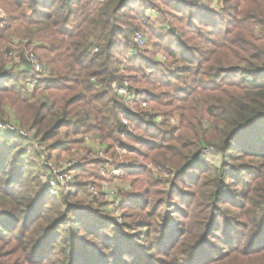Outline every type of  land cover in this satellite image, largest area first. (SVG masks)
I'll list each match as a JSON object with an SVG mask.
<instances>
[{
    "label": "trees",
    "instance_id": "obj_1",
    "mask_svg": "<svg viewBox=\"0 0 264 264\" xmlns=\"http://www.w3.org/2000/svg\"><path fill=\"white\" fill-rule=\"evenodd\" d=\"M148 1L0 0L7 15L0 18V124L7 126L14 110L18 126L31 133V138L0 133L3 189L20 187L13 191L17 198L9 212L0 213V218L11 215L5 225L0 224V231L11 232L16 224L27 231L29 264H105L87 253L86 237L103 243L97 247L100 250L107 245L115 253L122 250L123 223L112 211L105 216L94 201L90 205L71 201L102 182V169L109 162L83 158L74 171L77 183L57 197L46 193L41 179L47 170L41 146L51 143V152L68 154L83 147L89 134L97 135L99 148L112 158L123 145L122 138L144 146V151L133 153L151 169L132 163L125 169L122 164L110 166L107 171L121 168L123 177L133 179L132 185L146 176L140 184L146 195H155L159 187L169 190L170 182L160 178L166 174L179 183L191 178L189 184L199 194L204 179L213 177L206 196L207 205L216 212L202 237L182 232L179 239L190 243L187 255L193 262L236 264L239 257L253 261L264 254V0H217L218 10L193 0H176L174 4L180 6L172 10L182 13L183 6L188 18L164 15L160 32L149 27L157 40L152 56L134 42L143 12L156 7ZM15 39L28 40L24 47L39 56L42 73L16 72L9 51ZM157 50L178 64L176 70L156 58ZM131 68L150 73L144 75L148 90L136 91L125 84L122 71ZM25 81L27 86L29 81L34 83L32 90L24 87ZM125 86L137 96L131 106L117 93ZM162 87L173 89L170 100L165 93L152 92ZM150 104L157 112L147 111ZM171 117L179 119V126L169 131L166 125ZM124 119L135 131L159 126V142H144L130 134ZM61 135L64 138L58 139ZM90 172L97 173L95 181L79 180ZM136 198L119 197L118 208L136 210ZM212 226L213 237L225 246L216 258L201 252Z\"/></svg>",
    "mask_w": 264,
    "mask_h": 264
},
{
    "label": "rangeland",
    "instance_id": "obj_2",
    "mask_svg": "<svg viewBox=\"0 0 264 264\" xmlns=\"http://www.w3.org/2000/svg\"><path fill=\"white\" fill-rule=\"evenodd\" d=\"M208 1L212 2L213 0ZM150 2H153L156 7H152L150 10L143 12L142 17H140L144 18L141 20L143 25L141 26L140 31L138 33L143 35V37L147 40L146 46L142 48V50L145 49L143 52H150L148 55L152 56L156 51L154 44L157 40L150 33L149 27L155 28L157 32H160L159 29L162 26L161 23H163L164 15L167 18H173L171 17V14H175L177 18H184V20L188 18V15L186 14L187 12L184 11L186 10V8L183 6L181 9L182 13L177 12V10L176 12L172 10L176 8L173 6H180L177 3L174 4V2H177L176 0H149L147 3L151 5ZM192 2L199 3L198 0H193ZM1 9L3 11V16H0V18L5 19L7 15L4 9ZM169 40H171L170 37L162 44H166ZM27 42L28 40H24L23 43H20V39H15L14 44H12L10 47L9 51L14 52L16 54V56L10 55V62L13 67L16 68V72H19L20 70L27 71V67L25 66L26 62H21L22 58H25V60L27 58V47H24L25 45H27ZM163 46V49H165V45ZM3 51H5V49ZM28 52L32 51L30 50ZM124 57V64L126 65L127 58L126 56ZM156 58L162 60L161 62L165 63V65L171 68V70H176L178 66L177 63H174L173 61H168L166 54L162 50L159 51L158 55H156ZM139 64L140 61L138 62V64L133 66H138ZM122 73L127 77L125 84H127L129 88H132L136 91L148 90V85H146L147 81L144 79L145 74L142 71H136V69L131 68L128 71L123 70ZM149 74L145 76H150ZM160 76L163 78L167 77L166 74H160ZM172 82L173 84L177 85L174 80ZM23 84L24 87L26 89L28 88L29 90H32L34 87L30 86V84H28L29 86H27L26 81ZM128 87L125 86V88L127 89ZM152 92L157 95H160L161 93L167 94V100H170L171 96L174 94L172 88L167 89L166 87L152 90ZM133 107L134 106L130 108ZM155 108L156 106L153 104H150L148 107H146L149 113L157 112ZM170 111L171 109L168 110V112ZM11 115V119L6 123L7 126L16 127L20 131H24L26 135L28 134V138H31V133H29L26 129L20 128L18 126L19 122L17 121V117L15 115L14 110L11 111ZM161 119V122H163L164 118ZM156 122L158 121L156 120ZM2 126L6 125L0 124V133L6 134L7 131L3 130ZM178 126L179 119L177 117H171L167 122L166 129L171 131L172 128H178ZM158 127L159 126L156 125L155 127H150V129L142 132L135 131L133 126H131V128L126 127V129L130 132V134L136 136L139 139H143L144 142H151L156 144L160 140L159 132H161L157 131L159 129ZM164 129L165 127L162 128V130ZM177 134L175 136H177ZM86 137L95 138L97 140V135L95 134L85 135L84 139ZM63 138L64 136L61 135L58 139ZM169 139L170 134H167V140ZM121 141L123 145H121V147L117 149V154L115 158H112L106 153L103 156L96 154L95 149H91V147H88L85 144L83 147L81 146L80 148L79 146H77L68 154L61 153L59 155V151L51 152L49 150L48 147L51 145V143H48L47 145L45 144L44 146H41L40 153L44 156L42 159L43 161L46 160L47 164H54L55 162L64 160L77 161L81 164L83 158H101L102 160H106L107 162H109V167L122 164L121 166L124 169L126 167H130L132 163L146 165L148 164V162L144 158L133 153V150L135 149L144 151V146L137 145V143L126 138H122ZM104 148H106L105 144ZM204 157L210 158L207 156ZM202 164L204 163L202 162ZM109 167L108 165H105V168L102 169L101 175L104 178L102 182L99 185L92 186H95L96 189H98V191L102 194L104 184L108 182V188L114 189L116 191V198L114 197L112 200H108L110 204L112 202L118 201L119 197H124L128 194H132L133 196L137 197L136 202L139 203V207L136 210L126 209L123 212L121 211V209L117 208L119 212L118 216L112 211L118 218L119 222L123 223V227L121 228V238H123V247L119 253H115V251L110 250L111 247H108V245L107 248L102 247L100 250L97 247L103 246V243H97L95 242V239L91 237H86L87 253L96 258L98 262H102L105 264H203L200 262L198 263V261L193 262V258L187 255V250L188 247H190V243H180L181 241L179 239L182 232H191L193 234V237L197 234L201 235L202 237L204 229L206 230L207 228V222L211 220L213 214L216 212L215 207L213 208L212 206L209 207L207 205L208 199L206 196V194H209V190L213 186V182H215L212 181L213 177L206 176L207 178L203 181L204 187L199 194L198 190L193 188V186L189 184L191 178L185 177L183 178V183H179L177 180L174 181L171 175L166 174L160 178H162V180L164 181L170 182L171 185L168 188L169 190H167L166 188L161 189L160 187L155 188L154 192L157 193L155 195L149 196L146 195V193H144L140 187L141 181L146 176H142L141 179L133 185L131 184L133 179L123 177L122 175L117 182L115 180L108 181L107 176L103 174V171ZM147 168L151 169L152 165H147ZM30 169L31 168H26V170ZM85 174L79 179L81 182L88 183L95 181L94 176L97 173L90 172L86 175ZM199 174L200 173H198V175ZM25 180L27 182V177L25 178ZM4 182V180L0 179V213L9 212L10 208L12 207L11 201L17 198L16 193L13 191L15 190L18 192V190L20 189L19 186L14 185L11 187V190H4ZM89 188L85 192L76 194L77 196L72 198L71 201L73 203L82 202L84 203V205H90V202L94 201L93 204L94 206H96V209L105 211L102 213L105 214V216H111L109 212V202L105 200L103 195H100L99 197H95L94 195H92ZM241 189L242 187H239L237 191L241 192ZM4 192H11V194L10 196H5L3 195ZM62 192L63 190L59 193L58 196H60ZM196 194H198L197 199L195 197ZM29 197L30 196L28 195V198ZM145 203H148L147 206H144ZM232 210L233 212H235L234 209ZM182 212H185L187 214V217H184L181 214ZM123 215L125 216V218H122ZM229 216H231V214ZM9 217L11 218V215L8 217L0 218V224L5 225L7 220H9ZM218 221L220 223L222 222V220L219 219ZM144 222L150 224L149 228H146V226H144V224H146ZM209 232L210 233L207 236L206 243H204V240L202 241L201 252L207 253L211 258H216L220 251H223L225 249V246L219 243L216 237H213V226L210 227ZM107 233L113 234L112 232L110 233V231H107ZM102 234H105V232L103 231ZM119 235L121 234H116V237L118 238ZM218 236L220 237V233H218ZM26 237L27 231L22 229L21 226L17 224L11 232L3 233L2 231H0V264H29L27 263V243L25 241ZM60 251H62V248L59 249V252ZM239 258L240 259H238L236 264H264V254L259 257H256L254 260L252 259L253 261H248L243 257ZM62 259L63 256L56 258V260ZM29 262L33 264L32 261ZM56 264H60V262H56Z\"/></svg>",
    "mask_w": 264,
    "mask_h": 264
},
{
    "label": "built area",
    "instance_id": "obj_3",
    "mask_svg": "<svg viewBox=\"0 0 264 264\" xmlns=\"http://www.w3.org/2000/svg\"><path fill=\"white\" fill-rule=\"evenodd\" d=\"M198 1L199 4L203 7H210L214 10L219 9V2L217 0H213L212 2H209L208 0H198ZM0 16H3V11L1 8H0ZM134 42L140 49H142L146 46L147 40L143 37V35L137 33L135 35ZM10 55L16 56L14 52H11ZM25 66L27 67V72L33 75L42 73L44 69L40 59L33 52H27ZM29 84L30 86L34 85V83H32L31 81H29ZM117 93L119 97H121L123 101L130 106L136 101L137 98L136 94L129 92L128 89L125 87L118 88ZM123 124L127 128H131L128 119H124ZM2 129L12 134L14 133L23 138H26V136L28 137V134L26 135L24 131H18L13 126H2ZM84 143L88 147H91V149H95L97 154L101 156L104 155V150L99 148L98 142L95 138L86 137L84 139ZM46 166L48 168L41 179L45 184V190L49 196L57 197L62 190L69 191L70 186H73L77 183L74 171H76V169L81 166L79 162L70 161V160L59 161V162H55L54 164L53 163L47 164L46 162ZM103 174L107 176L108 181L115 180L117 182L122 175V169L114 168L111 169L110 171H107L106 169L103 171ZM89 190L92 193V195H94L95 197H99L100 195H103L106 201L108 200L110 201L114 197L116 198V191L114 189L108 188V182L104 184L102 194L98 191V189H96L95 186H91ZM118 205H119L118 201L112 202L111 204L109 202V209L113 211L117 216L119 214L117 210Z\"/></svg>",
    "mask_w": 264,
    "mask_h": 264
}]
</instances>
